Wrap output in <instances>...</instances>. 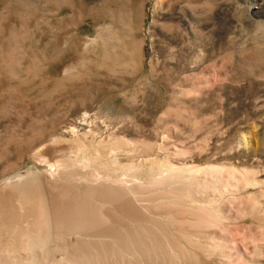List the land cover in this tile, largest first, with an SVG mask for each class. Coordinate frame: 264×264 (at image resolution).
Wrapping results in <instances>:
<instances>
[{
	"label": "rangeland",
	"instance_id": "rangeland-1",
	"mask_svg": "<svg viewBox=\"0 0 264 264\" xmlns=\"http://www.w3.org/2000/svg\"><path fill=\"white\" fill-rule=\"evenodd\" d=\"M0 264H264V0H0Z\"/></svg>",
	"mask_w": 264,
	"mask_h": 264
}]
</instances>
